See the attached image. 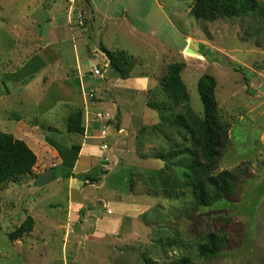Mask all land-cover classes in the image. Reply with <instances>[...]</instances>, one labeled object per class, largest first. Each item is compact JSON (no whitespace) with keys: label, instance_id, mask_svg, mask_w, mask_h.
I'll return each instance as SVG.
<instances>
[{"label":"rangeland","instance_id":"374dc122","mask_svg":"<svg viewBox=\"0 0 264 264\" xmlns=\"http://www.w3.org/2000/svg\"><path fill=\"white\" fill-rule=\"evenodd\" d=\"M195 1L0 0V133L24 138L38 156L31 175L0 189V264H144V256L160 264L181 258L264 264V27L250 16L199 20L192 13ZM191 40L203 53L209 49L211 60L188 53ZM101 46L133 56L132 75L149 77L151 86L132 97L127 84L107 85L127 114L106 120L112 129L104 151L115 160L101 167L98 182L77 173L73 186L68 183V159L57 169L60 179L40 187L37 178L60 165V151L48 137L62 144L68 137L49 130L68 131L59 114L66 102L59 87L68 88L63 66L77 91L64 94L74 109H83L77 68L89 70L92 58L103 69L108 58ZM172 64H185L181 77L190 96L178 107L162 89ZM206 75L215 81L216 113L226 131L221 157L208 174L241 166L250 178L243 177L230 201L196 209L177 160L166 163L155 155L193 148L175 116L188 117V106L204 115L199 83ZM86 80V93L98 89L99 77ZM151 102L171 107L166 119ZM120 129L125 132L118 135ZM72 137L80 144L81 134ZM84 185L90 186L79 192ZM28 217L33 231L11 241L9 234ZM210 233L229 238L216 257L199 252Z\"/></svg>","mask_w":264,"mask_h":264},{"label":"trees","instance_id":"16d2710c","mask_svg":"<svg viewBox=\"0 0 264 264\" xmlns=\"http://www.w3.org/2000/svg\"><path fill=\"white\" fill-rule=\"evenodd\" d=\"M192 13L197 19L213 23L221 18H239L250 16L261 21L264 27V7L257 0H196ZM101 51L109 60L115 77L128 79L135 68V60L125 51H110L101 46ZM185 64H172L168 67V75L162 82V89L175 106L190 101V96L181 77ZM215 81L211 76H204L199 83V94L204 106V115L197 116L188 106V117L175 116V123L182 126L192 138L191 147L176 148L166 153H158L156 159L163 162L177 160L178 166L184 170L182 178L189 188L194 208H208L222 201H230L235 197L243 177L249 179L248 167L239 166L234 171H222L210 176L209 169L218 162L223 150L226 131L216 113L214 97ZM149 107L157 111L162 119L170 111L168 104L149 103ZM189 121L192 123L190 125ZM198 149V150H197ZM197 150V152H196ZM201 156H200V155ZM38 157L28 144L10 133H0V189L10 182H16L31 175L37 165ZM177 165V163H176ZM101 167H94L84 175V181L94 184L98 182ZM34 220L28 217L21 226L9 234V239H22L33 231ZM226 234L210 233L198 244L199 252L204 256H218L229 245ZM144 264H160L148 256L143 257ZM167 264H192L187 258H181Z\"/></svg>","mask_w":264,"mask_h":264},{"label":"crops","instance_id":"0c3cea01","mask_svg":"<svg viewBox=\"0 0 264 264\" xmlns=\"http://www.w3.org/2000/svg\"><path fill=\"white\" fill-rule=\"evenodd\" d=\"M101 54L103 55L104 53L102 52ZM102 55H100V57L103 58ZM87 61L90 65L89 70L86 69L83 70V67L79 65L77 68V77L80 83L79 94L84 101V104L82 106L83 109L78 107L74 109L72 103L69 101L71 97L65 95L67 94V92H70L72 95H74V93L77 91H75L70 84L71 82L70 77H72L70 74L71 72L63 66L62 72L63 74H65L63 77H67L66 81L68 88L65 90L64 88L59 87V90L61 89L62 91V93L60 94L61 99H65L66 101L63 102L65 107V112L62 113L60 112L59 114H61V116L63 114V117L67 118L65 120L64 126L67 127L68 131L64 129H62L61 131L60 129L59 130L49 129V130L51 134H63L67 132L68 137L66 138L67 141L63 142L64 144L54 140V138L48 137V141L50 142V144L55 145L57 151H60L58 152L60 165L53 166L56 169V174H57V169H59L60 166L62 167L63 165H65L68 159L72 161L70 164L71 165L70 171L66 175H64V177H67V182L68 183L70 182L72 186L77 173H87L91 171L94 167H102L106 163L113 162L115 160V155H113V153L109 152L108 154H105L104 151L105 149H103V145L105 144L104 141L108 138V136H110L111 134L110 130L112 129V126L110 127L107 126L106 120L110 118L111 119L114 118L116 120L117 117L122 118L121 116L123 114H127V112L125 113V111H121V106L114 101L113 97H111L112 89H109L107 85L111 84V82H116V81L119 83L121 82L127 84V86L129 87V89L128 88L127 89L131 92L132 97L135 95L137 96L142 94L144 91L148 90V88L151 86V80L147 76L132 75L130 78L126 80L118 77H115L114 79L112 78L114 81L109 80L110 79V74L108 71V68H110L109 60L108 62L107 61L105 62V66L103 69L100 68L97 63H94V60L92 58L90 59L87 58ZM96 71H98L99 73L96 74L95 73ZM88 77H92V78L99 77L100 82L99 85L96 86V88H98L97 90L92 89L89 91V93H86L84 91V88L86 87L85 86L87 81L86 79ZM49 84L53 85V83L51 82H49ZM92 92L94 93V97L91 98L89 94ZM98 94H101L100 97L101 100L99 99L97 101H94L93 98L95 97L99 98ZM64 96L67 98H65ZM134 104L135 103L132 101V105ZM74 131L82 135V138L76 139V142L81 141L80 144L71 143L73 139L72 135ZM124 132H125L124 129H120L119 131H117V134L119 135ZM104 137L106 138L103 139ZM114 137L116 138V136ZM21 140L25 141L27 144L29 143L24 138H21ZM101 140H103L102 144L99 143V141ZM96 141L99 144H95ZM28 146L32 149L30 144H28ZM56 174H55V180L60 179V177L58 178ZM89 186L90 185H84L80 189L75 187L73 189H78L79 192H81L83 190H86V188ZM77 213L73 212L72 214L77 215Z\"/></svg>","mask_w":264,"mask_h":264},{"label":"water","instance_id":"95a60500","mask_svg":"<svg viewBox=\"0 0 264 264\" xmlns=\"http://www.w3.org/2000/svg\"><path fill=\"white\" fill-rule=\"evenodd\" d=\"M202 46L193 40L190 41L189 48H188V53H195L197 55H202L204 54L205 58L211 60V55L209 49H205V52L203 53V50L201 48ZM55 174H56V169L54 167L47 169L40 177L37 178L36 184L40 187L47 186L54 182L55 180Z\"/></svg>","mask_w":264,"mask_h":264},{"label":"built area","instance_id":"2783aa9c","mask_svg":"<svg viewBox=\"0 0 264 264\" xmlns=\"http://www.w3.org/2000/svg\"><path fill=\"white\" fill-rule=\"evenodd\" d=\"M95 73L98 74L99 72L96 71ZM89 96H90L91 98L94 97V93H93V92L90 93ZM105 138H106V137H104L103 139H105ZM107 148H108V146H107L106 144H104V145H103V149H107Z\"/></svg>","mask_w":264,"mask_h":264}]
</instances>
